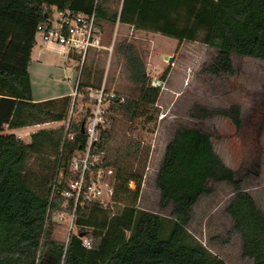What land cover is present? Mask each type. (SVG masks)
<instances>
[{
	"label": "trees",
	"instance_id": "obj_1",
	"mask_svg": "<svg viewBox=\"0 0 264 264\" xmlns=\"http://www.w3.org/2000/svg\"><path fill=\"white\" fill-rule=\"evenodd\" d=\"M51 6L93 13L97 24L122 23L178 41L199 40L216 49L203 65L215 76L234 71L232 54L264 61V0H0V264H227L187 229L192 207L210 192L209 183L219 182L233 187L225 211L240 235L242 256L264 264V214L242 176L215 152L211 134L186 125L166 144L155 177L159 207L171 205V218L137 207L147 151L129 143L111 159L106 128L97 148L115 168L116 203L78 206L67 241L53 238L54 214L72 211L73 200L62 195L65 180L59 185L57 177L64 169L67 178L71 156L84 146L79 133L84 116L70 121L72 138L63 124L39 129L29 140L1 133L5 127L68 118L71 96L35 101L28 72L36 28L47 21ZM116 52L138 93L125 96L112 111L120 108L134 117L157 101L160 88L152 85L132 42L117 44ZM85 86L99 85L80 79L78 88ZM192 116L227 117L236 128L242 123L238 106L195 104Z\"/></svg>",
	"mask_w": 264,
	"mask_h": 264
},
{
	"label": "rangeland",
	"instance_id": "obj_2",
	"mask_svg": "<svg viewBox=\"0 0 264 264\" xmlns=\"http://www.w3.org/2000/svg\"><path fill=\"white\" fill-rule=\"evenodd\" d=\"M98 26L101 43L110 49L91 50L81 69L79 58L74 56L75 60L64 66L62 83L70 85L72 77L80 71L81 80L89 79L95 85L104 82L106 87L120 94L136 96L138 89L130 82L128 71L116 52L117 44L124 41L135 45L151 83L154 80L161 82L159 96L153 105L145 107L134 117L123 109H114L108 127L111 138L107 153L111 159L117 150L129 143L138 142L141 150L147 151L137 207L166 218L172 217L171 205L159 207L155 177L165 146L179 125L211 134L215 152L228 167L238 171L249 193L259 194V202L264 206V61L232 54L234 71L215 76L203 70V65L211 61L216 49L199 40L178 41L127 25L117 27L116 24L99 23ZM165 55L172 57L171 63L164 58ZM54 56L60 58V55ZM77 99L76 103L81 105L80 98ZM195 104L210 109L238 106L241 126L236 128L229 118L223 116L196 118L192 116ZM74 111L77 120L80 118L79 107L75 106ZM26 132L28 130L17 133L24 135ZM1 133H10V129L5 127ZM131 188H135V184ZM209 188L210 192L201 196L192 207L187 229L227 264H248V259L242 256L240 235L232 230V220L225 211L233 196L232 185L209 183ZM71 230H74L73 226ZM69 233V212H56L53 238L66 242Z\"/></svg>",
	"mask_w": 264,
	"mask_h": 264
},
{
	"label": "built area",
	"instance_id": "obj_3",
	"mask_svg": "<svg viewBox=\"0 0 264 264\" xmlns=\"http://www.w3.org/2000/svg\"><path fill=\"white\" fill-rule=\"evenodd\" d=\"M101 29L96 23L93 13L87 14L70 9L55 8L54 14H50L45 23L39 24L35 31L41 42L48 49L62 53L66 60H73L76 56L80 60V69L88 53L93 49H110L101 43ZM75 60V59H74ZM76 82L73 97L65 122V132L68 133L70 121L75 120L74 107H79L77 113L84 116L83 132L79 133L84 138V146L73 153L68 164V176L65 180L66 187L62 195L73 200L70 216V231L78 206L96 204L100 207H108L116 203L114 200L116 172L112 165L106 164L103 151L98 150L97 143L100 133L110 126L112 108L117 103L125 100V95L105 86L102 82L99 86H85L78 88L80 71L76 74ZM77 97L81 105L77 104ZM65 175V173H64ZM65 177V176H64ZM63 180V181H64ZM134 184L130 181L128 186ZM84 246L88 247L90 241L82 238Z\"/></svg>",
	"mask_w": 264,
	"mask_h": 264
},
{
	"label": "crops",
	"instance_id": "obj_4",
	"mask_svg": "<svg viewBox=\"0 0 264 264\" xmlns=\"http://www.w3.org/2000/svg\"><path fill=\"white\" fill-rule=\"evenodd\" d=\"M55 6L50 7L51 14H54ZM118 26H130L128 24L116 23ZM132 27V26H130ZM143 31V30H142ZM55 55H60L59 59ZM74 60V59H73ZM62 53H59L57 50L48 49L41 42L40 38L36 36L34 46L31 50V61L28 67L30 83L32 87V97L35 101H41L50 98H58L62 96L69 95L71 99L73 97L74 88H75V77H72V83L70 85L62 83L65 78L64 75V66H69L68 62ZM64 63V65H63ZM74 67V66H73ZM66 79H70L69 77ZM62 123L59 121L46 122L42 124L24 126L19 128L10 129V133H14L18 138L24 139L29 137L31 133L44 128H54L58 127ZM34 129V130H33ZM37 129V130H36ZM21 130H28L26 134L22 135L17 133ZM251 194V193H250ZM254 200L256 201L258 207L264 214V206L259 202V194H251ZM248 264H251L253 260L249 257Z\"/></svg>",
	"mask_w": 264,
	"mask_h": 264
},
{
	"label": "water",
	"instance_id": "obj_5",
	"mask_svg": "<svg viewBox=\"0 0 264 264\" xmlns=\"http://www.w3.org/2000/svg\"><path fill=\"white\" fill-rule=\"evenodd\" d=\"M165 59H167L168 63H171L172 62V57L171 56H164ZM153 86H160L161 85V82L160 81H156L154 80L153 81ZM80 132L82 133L83 132V123H81V126H80ZM64 173H65V170L64 169H61L59 174H58V177H57V183L59 185H61L63 183V180H64ZM79 236H82L81 234H79Z\"/></svg>",
	"mask_w": 264,
	"mask_h": 264
}]
</instances>
